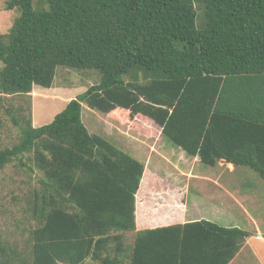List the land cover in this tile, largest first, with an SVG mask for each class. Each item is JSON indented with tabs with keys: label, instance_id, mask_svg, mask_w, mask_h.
<instances>
[{
	"label": "trees",
	"instance_id": "16d2710c",
	"mask_svg": "<svg viewBox=\"0 0 264 264\" xmlns=\"http://www.w3.org/2000/svg\"><path fill=\"white\" fill-rule=\"evenodd\" d=\"M6 9L18 15L0 33V93L30 98L34 85L53 86L58 66L101 78L47 124L34 125L30 102L7 108L20 136L0 146V172L27 154L40 175L22 205L35 222L27 244L0 232V264H228L249 231L207 219L137 225L145 163L90 132L82 108L149 117L201 162L264 178V149L247 151L264 148V100L228 96L231 82L264 78V0H6Z\"/></svg>",
	"mask_w": 264,
	"mask_h": 264
},
{
	"label": "rangeland",
	"instance_id": "374dc122",
	"mask_svg": "<svg viewBox=\"0 0 264 264\" xmlns=\"http://www.w3.org/2000/svg\"><path fill=\"white\" fill-rule=\"evenodd\" d=\"M17 15L18 11L16 9H6V0H0V33H7L10 30ZM100 78L101 73L93 68L76 69L58 66L53 86L34 85L35 88H33L32 97L30 98L28 96L0 93V146H11L18 141L20 136L19 129L11 121L10 112L7 110L8 107L13 110L16 106L22 105L27 110L28 102H30L34 125L47 124L67 105L69 96L77 97L85 92L88 87L98 83ZM38 118H44V120L38 123ZM148 118L139 115L135 118L120 120V122L90 108L84 103L82 108V120L90 132L105 136L111 142L143 162L146 157L143 155L147 153L146 146L148 145L146 144H153V141H157L160 130L154 121ZM163 140L167 143V148L170 149V152L175 153L182 159V167L192 163L193 156L188 155L181 147L175 145L164 135ZM158 161L155 162L152 159L151 162L155 163H152L150 168L148 164H145V172L141 181L144 178H152L163 182L167 180L181 182L183 180L182 177L185 174L181 170L172 164ZM23 162L26 163V166L22 164ZM28 166H34V164L30 160L29 155L25 154L21 156V159L9 163L0 172V232L4 234L8 241L17 244L20 249L25 248L29 232L35 224L34 221L24 214L22 205L30 189L38 185L37 178L40 175L39 170L32 172L28 169ZM195 166L196 173L199 171L209 178H221L223 174L220 168L212 167L201 161H198ZM227 175L225 174L222 178H227ZM236 177L246 179L262 178L252 169H249L248 172H239ZM214 189V185L206 181L192 182L189 197L190 199H196L200 205L211 209L212 198L225 203L221 196L222 194L214 197L210 196V192ZM258 189L262 190L264 187H259ZM214 209L217 210V213L211 214L209 216L210 219L223 224L225 222L224 209ZM262 227L264 228V224Z\"/></svg>",
	"mask_w": 264,
	"mask_h": 264
},
{
	"label": "crops",
	"instance_id": "0c3cea01",
	"mask_svg": "<svg viewBox=\"0 0 264 264\" xmlns=\"http://www.w3.org/2000/svg\"><path fill=\"white\" fill-rule=\"evenodd\" d=\"M35 88V87H34ZM228 96L231 101L235 98L240 100L251 97L264 100V78L261 76H253L240 80L239 82H231ZM258 88L261 90L258 92ZM73 98L69 96L67 102ZM227 103V97L225 99ZM261 109V108H260ZM256 111V119L259 120V111ZM264 114V111H263ZM37 122H42L44 118H38ZM153 144L147 143V153L144 163L149 168L152 163L165 162L174 165L185 175L183 180H155L152 178H144L136 194V222L139 227L156 228L172 224H184L189 221L210 219L211 214H216L214 208H223L225 227H238L250 232L242 247L236 256L228 264H264V178L246 179L237 178L239 172H248L251 169L246 165H234L232 162L221 159L218 164L212 167H218L223 172L221 178H209L207 175L196 173L195 168L197 162L200 161L199 156H193L192 163L186 167H182V159L170 152L167 143L163 140V135L159 130V137ZM254 149H256L254 151ZM262 147L247 145V151L250 154H256L263 150ZM150 155V156H149ZM185 158V156H183ZM155 162H151V160ZM195 166V167H194ZM188 170V171H187ZM253 170V169H252ZM228 174L227 178H222ZM206 181L214 185V190L210 192V196H219L222 194L225 203L212 198L211 209L200 205L196 199H190L192 182ZM219 204V205H218ZM208 216V218H207ZM217 223V222H216Z\"/></svg>",
	"mask_w": 264,
	"mask_h": 264
}]
</instances>
